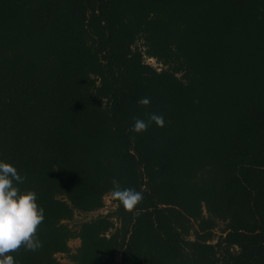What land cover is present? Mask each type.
<instances>
[{"label": "trees", "instance_id": "trees-1", "mask_svg": "<svg viewBox=\"0 0 264 264\" xmlns=\"http://www.w3.org/2000/svg\"><path fill=\"white\" fill-rule=\"evenodd\" d=\"M0 159L44 212L18 264H264V0H0ZM113 180L142 202L63 222Z\"/></svg>", "mask_w": 264, "mask_h": 264}, {"label": "clouds", "instance_id": "clouds-1", "mask_svg": "<svg viewBox=\"0 0 264 264\" xmlns=\"http://www.w3.org/2000/svg\"><path fill=\"white\" fill-rule=\"evenodd\" d=\"M138 104L147 106L150 99L143 97L138 100ZM152 123L163 127V115L150 113L147 120L135 117L131 131L142 133ZM24 179L12 163L0 159V264H18L8 253L16 251L21 245L33 254L41 250L36 234L43 226L44 212L38 206L34 191H22L19 188ZM110 195L128 211L135 209L144 197L143 192L134 188H123L116 180H113Z\"/></svg>", "mask_w": 264, "mask_h": 264}, {"label": "rangeland", "instance_id": "rangeland-1", "mask_svg": "<svg viewBox=\"0 0 264 264\" xmlns=\"http://www.w3.org/2000/svg\"><path fill=\"white\" fill-rule=\"evenodd\" d=\"M142 45L143 44L141 41L136 43V47L144 51L145 49L142 47ZM146 62L154 67H157V68L161 67V65L156 63L155 60L153 59H146ZM104 203H105V206L101 210H98L96 212L86 213V214L76 213L71 221H63V222L68 224L69 227L74 228L76 225H78L81 222L88 221L91 218H94L99 214H103V215L107 214L108 212H110L112 209L115 208L114 199L111 197L110 194L105 197ZM223 226H224L223 223L218 224L217 228L215 229L216 236L219 235L220 230L223 228ZM79 244H80V241L78 239H72L68 241V247L70 248L71 252H74L75 249L79 247ZM55 257L62 264H72L69 258H67L64 254H56Z\"/></svg>", "mask_w": 264, "mask_h": 264}]
</instances>
